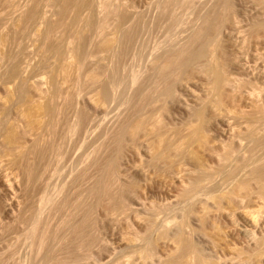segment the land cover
<instances>
[{
    "label": "rangeland",
    "instance_id": "374dc122",
    "mask_svg": "<svg viewBox=\"0 0 264 264\" xmlns=\"http://www.w3.org/2000/svg\"><path fill=\"white\" fill-rule=\"evenodd\" d=\"M26 1L27 0H22L23 3L19 2V4L22 6L26 4ZM50 1H53L54 5ZM50 1V6L48 5L49 7L44 10L45 18L47 15V18L49 19L48 21L47 18L43 20L45 21V24L51 22V20L58 19L57 8L59 9L60 6L58 5H61V3L63 2H60L59 0ZM95 1L96 0H75L74 7H71L73 11L71 10L70 13L73 14V16H69L73 18L74 22L72 20V24L76 25V30H79L80 32L86 30V32L88 33L89 29H85L87 28V26H85L84 24L85 22L87 24L88 20H90V18L87 19L89 15L91 17V15L96 13V7L93 4L95 3L96 5ZM150 1L151 2H149V0H119V3L122 5V7H124V9H127L129 14L132 11L134 12V15L130 14L132 17L131 20L135 16L136 18L138 16V18L141 20L142 14L146 17L145 18L144 16H142V21L144 19L143 22L138 18V20L136 18L135 20L133 19L134 21L137 20L140 23L138 24V26L140 25L138 29L140 30L141 28L137 35V38L134 40V44L132 43L134 48L138 46V48L136 49H140L139 51L136 50L137 52H139V54L136 55L137 52L135 51V49L133 47L132 49L130 48L133 52L132 54L131 50L129 51L131 55H129L128 57L131 61L127 57V62H125V60L123 62L124 67L123 64H121V66L119 67L120 70H124L123 73L125 75H123V73H121L122 71L120 70V73L118 72V78L120 80L119 82L122 84V80H124L123 77H126L127 72L130 75L129 71L131 69L132 73L136 72L133 73L134 75L132 74L135 79L133 77L132 79L127 74L128 76L126 78H130L132 82L129 81L130 79H125L128 81H125L124 85L126 83H130L131 85H125L127 87L126 88L124 85H120V83L119 86L116 84L112 95L114 94L116 96L118 94L119 96L120 91L125 88L124 93L126 92L125 95L127 96L123 94L122 90L121 93L123 95L121 94L122 97H120V95L119 99L117 98L118 96H116L117 99H114V101L116 102H114L115 104L112 103L109 105L105 102L98 103L97 100L100 94V89L93 87L87 88L85 90L86 92L83 91L84 93H81V96L79 95L80 98L78 97V100L73 105L65 109L64 116L66 115L67 117H70L72 116L73 111L81 110L89 118L87 123H85V126L80 128V133H77V135H75L73 138L74 141H76L74 143L78 144V146L81 148H78L77 145L75 147L73 143L71 144L76 149L71 148L70 144V146L66 147V152L67 149L70 148V153H65L64 156H61L60 160L57 163L52 164L48 168V173H46L47 175H45V177L47 176V180H44L45 184L43 183L44 186H41V191H39L38 186L37 189H35L36 187L30 189L28 188L29 186L27 183V177L22 169L23 163L18 159V152L20 149H27L31 147L35 138H48L47 126L51 119L49 108L51 106H57V108L60 106L58 102H56V106L53 103L56 100H59L57 96L58 93H56V91L58 90L60 80L64 76V72L59 69L62 62V55L59 50H57L54 54H52L53 52H48L49 57L46 56L45 58H50L51 60L49 62H47L48 59L45 61V58L43 57L47 54L42 56V53L44 54V52H42L43 42L41 31H43L47 26V24L45 25L43 24V22L41 23L44 26L41 23V25L38 24L39 27L43 26L42 28L40 27L42 29L41 31L39 27L37 31L34 30V26H30L28 28L30 36L34 34L35 31L41 32H38L41 34V36L39 35L40 39L38 38V34L37 36H35L36 34L34 35V44L32 41H27V39L25 38H22L24 40L23 41L21 39L22 36L20 37L21 34H19L18 39H16L17 24L13 25L14 21L16 22V19L14 20L13 18L5 23V21L7 20L2 17V15L6 14L4 13V11L6 12V10L5 8L1 7V9H4H0L1 12L3 11V13L0 12L1 17L5 19H2V21L5 23V26L3 23H1L3 25L0 24V35H2V37L0 36V56H2V58L0 57L1 264H31L33 259H39V257H42L47 253V248L45 246H40L37 243V234H34V231L33 234L28 233L26 229H24L28 224L24 223L25 227H22L20 224L23 223H20L18 219H16L17 221L15 220V218L18 217L16 214L20 210H22L21 208L25 207L24 204L26 203V201H30V199L28 198H32V195H35L36 193L38 194L36 195L38 196V198L35 197L36 200L34 201L33 197V199H31L33 201L27 202L26 206L31 202H34L36 205L41 204V206H43V210L40 213L39 218L44 220V225H47L50 221V219H46L49 215V208L53 205V203L56 205L63 192L66 193L70 190L78 188L80 184L83 188L90 187L93 183L94 178L96 177L95 175L98 169V166L96 168V164L94 163L95 159H98V155L96 156V153L95 155L91 153L93 152L91 151L92 148L97 142V144L103 146L104 144H107V148L105 149L107 154H105L106 152H103L101 157V152L99 154V160L104 161V159L109 160L110 158H116L114 164H111L109 166L108 171V180L111 179L112 191L105 197L94 198L95 206L92 213V227L89 235V245L81 246L82 243L78 242L76 239L73 241V245L70 246H49L53 249L54 255H56L59 260L74 261L77 259L76 262L78 264H196V253L194 251L197 250L196 252L200 254V257H203L202 259H204L205 264H264V193L262 192L264 191V189H258V187L254 185L251 178V172L264 163V95H262L264 93V49H262L264 48V40H261L263 41V43L261 42L262 44L259 41L258 44L255 45L257 47L253 45L255 44V42H249V48L247 46L248 49L245 47L243 51L239 48L241 50L240 51L238 49V43L235 42L238 41V39L231 36L229 21L227 23V19H224L225 21L223 20V25L225 26H222V32L220 33L221 36L219 35V41H221V44L224 48V57H222V59L225 64V71L228 75L231 76V78H234L236 83L238 82L240 84V87L242 86L240 91L237 89L236 91H234L235 94L230 90L225 89L224 92L228 93L229 97L233 96V99L231 97L230 99L228 96H226L227 94L224 93L223 96L226 97H223V105H217L219 96L215 91L210 89L208 85L207 73L199 68V65L203 64V62L201 61H206L205 59H207L206 53H201L202 55L200 54L199 56L193 55L194 58L193 56H190L189 59L193 58L194 60L197 59V61L195 62L193 59L188 60V64L190 63V61L194 63H190L186 71H177L171 76L172 91L170 90L171 92H169V95H155L152 103H143L145 107L142 104V106L144 107L143 110L141 107L142 111H139L140 113H136V116L138 115V118L134 116L130 118L132 115L129 113L132 107L129 108V106H132V102H136L137 98L136 90L134 89H137V85L141 83L140 80L144 77H141L142 74H149L146 76V78L151 75V71L149 69H151V63H154V61H152L151 59L155 61L156 59H162L161 57L164 56V51L166 53L174 52L175 49L176 51L177 48L179 49V46L182 47L184 45V42L188 43L190 41H188V38H191L192 34L195 33H192L191 30L195 31L196 29V31H198L201 28V26L203 25L202 22L206 16L205 14L212 8L211 4L213 2L215 3V1L213 0H204L205 3H203L204 1L199 0V2L201 1V3L198 5L197 3L199 2L195 0L197 1V6L195 7L194 1V5L191 4L190 6L192 9L189 7L191 11L189 9L187 10L186 7H182V9H186V13L184 12V9L183 11L181 7L178 6L177 8H180L181 10H178L176 8L177 11L175 9V15L176 12L179 14V11H181V18L180 14H177L179 18L177 23L175 22L176 24H173L172 22H170L173 26H171V24L167 22L168 25L171 26V29H169L168 27L169 32L171 31L170 34H167L169 33L165 27L167 26V24H164L167 19L162 21L165 18L162 19L159 15H157L158 17L154 16L155 14H157V11L152 6V2H156L158 0ZM227 1L228 3L232 1V4L230 3L232 7L228 3L227 7L231 11V13L235 12L232 13V15L235 14V16H233L236 21L239 19V24L241 26L243 24L245 28H247V24H249L256 16V10L255 8H253V4L249 2V0ZM148 2L152 4L150 5V7L147 6L149 5ZM55 3L57 6L55 5ZM151 7L152 9H150ZM90 8H92V10L94 11L90 10ZM148 8L150 10H148ZM153 9L156 12H153ZM253 9L255 10V13L253 12ZM7 10H9L8 7ZM195 10L197 11L196 13H194ZM45 11L47 14L45 13ZM136 11L138 14L136 13ZM226 15L224 17H227ZM252 16H254L253 19H251ZM155 17L158 19V21H160L158 24H164V26H157V22L155 25V23H153L157 20L155 19ZM79 18H82L84 22ZM85 19L87 20L85 21ZM181 19H183L182 22ZM69 20L71 19H67V21ZM76 20L77 22H82H80L79 24V22L76 23ZM115 20L116 19L110 20L111 22L113 21L112 24H110L112 25V27L117 24ZM187 20L188 22H185ZM145 21H147V25L145 24ZM200 21L201 23H199ZM189 22L191 24L190 26L188 25ZM82 23L85 27H83ZM77 24L78 26H80V28L77 27ZM188 26L192 27L193 29H185L189 28ZM73 27L75 28V26ZM159 27L160 29L163 28L165 31L159 30ZM178 29H181V31H178ZM155 30L157 32H155ZM89 32H91V35L89 36H94V31L91 30ZM5 33L8 34L6 35ZM63 33H66L63 35L67 36L64 41H68V39L71 40V34L68 31H64ZM160 33L162 34V36L160 35ZM171 33L175 34L176 36L171 35ZM180 33L185 38H183ZM179 34L181 35L184 42ZM177 35L179 36V40L177 39ZM139 36L140 38H138ZM145 37L149 40H146ZM36 38H38L37 42ZM2 40H4V46L1 42ZM77 40H79V38H76L74 40L75 43L73 44L78 46L81 45V40H79L76 44ZM171 40L172 45L170 42ZM9 41L14 44L9 43ZM139 41L141 42L139 43ZM143 41L144 43L142 44ZM163 42H165V44ZM173 42H176L175 44H178V47H176ZM180 42L181 44H179ZM17 43L18 46H16ZM135 43H139L140 45H137ZM161 43L162 45L164 44V46H162ZM259 43L262 48H260ZM25 44L26 48L24 47ZM63 45H65V43H63ZM154 46L158 48L156 51L154 50ZM6 47L8 48V52ZM160 47L162 49V55L160 52ZM162 47L166 48L163 49ZM174 47V51H171L169 49ZM142 48H144L145 51L142 50ZM253 48H255V50ZM9 49H11V51ZM79 49H76L77 52H79ZM168 49L170 51H168ZM151 50H153L154 53ZM244 50H246V52H244ZM18 51L22 52L23 54ZM256 51L259 53L257 54ZM260 51L262 52L260 53ZM9 53H11L12 55H10ZM159 53L161 56L159 55ZM14 54H16V58L13 59ZM17 54H20L18 56H21L19 57V59H22V57H24L25 59L31 58L32 60L30 59L29 61H27V59L24 60V58L22 60H24L23 62L27 61V64L31 63L34 66L33 68H28V65L24 63L28 68L25 69V72L28 73V70H31L29 71L30 73L25 74L26 76H24L22 79L17 78L8 80L6 79V67L8 65L7 63H11L15 59L17 60ZM50 55L51 57H53L51 58ZM101 55H103V53H101ZM155 55L157 56V58ZM257 55L261 57L258 58ZM4 56H8L5 58L7 61L3 60ZM41 56L43 58L39 59V57ZM106 56H102L104 59L103 62L105 65L107 64L108 68H111L113 64H116V59L110 56H107L109 57L107 58ZM137 56L141 59L136 58ZM153 56H155L156 59H154ZM202 56H204L205 58L202 59ZM197 57H199L201 60ZM73 58L71 57V60ZM75 59L76 57L73 59V61H75ZM105 59L107 63H105ZM110 59H113L114 61L111 60V63ZM42 60L47 63L43 64ZM198 60L201 63H199ZM4 61L6 64L2 63ZM197 62L199 64H197ZM130 64L133 66H131ZM127 65H129V68H127ZM130 66L133 68H130ZM138 68L141 71H139ZM128 69L130 70L128 71ZM137 74L138 76H135ZM137 77H139V80ZM144 78L142 79V82L144 81ZM138 81H140L139 84L135 83ZM134 84L136 85V87ZM132 85L133 87H130ZM35 86H40V88L43 89L41 90L45 92V94L43 93L44 97L43 95L41 97L36 95V93L34 92ZM118 89H120L119 93L117 91ZM252 90H254L256 93L260 92L258 98V104L260 105L257 106H259L260 108L263 107L261 108L262 110L259 111L261 113L257 111L259 107L256 108L254 106L257 110H255V108L253 109V105H251L249 103V99H247V92H250ZM237 91H239L240 93H238ZM234 96L236 97L234 98ZM129 97L131 98L129 99ZM46 98H48L49 103L46 101ZM133 98L135 100H133ZM116 100H118L119 102ZM123 100L125 101L123 102ZM110 106H113L112 108H115L113 110V112L115 111V114L113 113L114 115L110 113ZM63 108H65V106L60 109ZM40 109L45 111L42 115L40 113ZM254 110L257 115H255V120L257 119V121H254L253 127L252 125H249L247 117H250V114H252ZM197 111H200L198 112V115L201 113V116L199 118L196 115ZM105 115H111L112 118H110V116L106 117ZM128 115L131 116L127 117ZM246 115L247 117H245ZM60 116H62V114H60ZM149 117L155 121L156 126L159 127L161 132L165 133V138L172 143H175L179 140L185 143L187 141L186 139L189 130L196 127H199L202 132V134H200L201 137L199 135L201 139L190 141V144L186 143L185 153L181 158H178L176 155L171 153V155H169L166 160H153L155 151L150 149V146L154 143V137L149 132V126H145V123L143 124V121ZM101 119H103V121L105 119V123H102ZM124 120H127L126 126L129 128V130L125 132L121 144L118 148L113 139L115 130L114 128H116V125L123 122ZM63 124L64 122L62 119L57 122V126L59 127H62ZM252 127L254 128V130ZM253 131L255 132L254 134ZM233 133H235V136L232 135ZM10 134H13L15 136L14 139H10ZM79 134L80 137L82 136L84 138L85 141H83V143H86V147L83 146L84 144L81 145L82 141L80 140H83V138L81 137L80 139ZM88 136L90 139L87 138ZM104 140L105 142H103ZM225 145H230V151H232V153L229 151L231 155L229 154L228 158L230 160L228 159V161H224V159L222 160L221 157H218V153H220V151H223L222 146L225 147ZM88 146H90L89 151L91 152L87 151ZM84 148H87V150H85ZM161 150L162 145L159 146L157 151L160 152ZM71 151H73L74 153H72ZM87 152L88 154L91 153L89 155H93L94 157L89 156ZM261 153L263 156L261 155ZM85 154H87V157ZM90 157H92V159H90ZM77 158L80 160H78ZM76 159L78 160V163H76ZM99 160H97V163ZM30 161H32L34 167L39 165V162L35 159L34 156H32V160ZM91 161H93V164ZM199 165L201 166L200 172L206 175L201 174L202 179L194 184L198 175V173L196 172V166L199 167ZM67 167L69 168V170L67 169ZM73 167L74 169H72ZM79 168L83 169V171L84 168L86 169L84 171L85 176L83 174V176L80 177L82 179H80L79 177L75 179L76 173L78 174L79 172L76 171L80 170ZM202 168L203 170L205 169V172L202 170ZM208 173L210 174L207 175ZM223 176L227 177L225 178ZM51 177L56 181L50 179ZM60 180L63 181L61 182ZM244 180L249 181L252 189L249 192L240 191L237 195L229 198L227 194L228 191L232 190L235 185L237 186ZM48 181H51V183H49ZM62 184L63 186H61ZM46 185H50L51 188L47 187ZM51 185H53V187ZM43 187L45 188L43 190L45 196L42 192ZM28 190H32V193ZM35 190L37 192H35ZM260 190L262 191L260 192ZM41 192L43 193L42 195ZM58 193L59 195L61 193L60 197ZM25 194L31 195H28L27 198V195ZM47 196L49 197V200L46 201L45 198L48 199ZM44 200L46 201V203ZM34 203H32V207L35 205ZM49 204L50 206H48ZM13 215H16L17 217ZM58 217L60 218L59 215L56 218ZM56 218L53 219V221L57 220ZM15 221L17 224L15 223ZM18 222L20 224H18ZM53 224L54 222L52 223V226L56 227L58 224V220L57 222H55V226ZM75 224L76 220H74L73 227L75 226ZM6 227H8V230L6 229ZM179 228L183 231L184 238H186V240H189L191 246H193L192 249L188 248V246H181L178 241H175V233ZM63 232L64 230H62L60 233L63 234ZM65 233H67L70 237H76V234L73 231H70L68 233L65 230ZM255 242H258L259 246H254ZM44 260L45 262H42L41 264H46V261H48L49 259L46 258Z\"/></svg>",
    "mask_w": 264,
    "mask_h": 264
},
{
    "label": "bare ground",
    "instance_id": "6f19581e",
    "mask_svg": "<svg viewBox=\"0 0 264 264\" xmlns=\"http://www.w3.org/2000/svg\"><path fill=\"white\" fill-rule=\"evenodd\" d=\"M49 1L50 0H27L26 1V4H24V5L21 6L19 4V2L23 3L22 0L21 1L20 0L19 1L18 0H0V9H1V7H3L6 10V12L4 11V13H6V14H3L2 15V17H4L7 20V21H5V23H7L9 20H11L13 18H14V20L16 19V22L17 23L14 21V24H13V25H16L17 24L16 25L17 26V28H16V31H17V33H16L17 34L16 39H18L19 34H21L20 35V37L22 36L21 39L22 38H25V39H27V41L28 40L29 41H32L33 44H34V42H35L34 41V39H35L34 38V35L36 34L35 36H37V34H38V38L40 39L39 35L41 36L40 33L42 32V42H43L42 52H44V54L42 53V56L45 55V54H47V55H45L43 57L44 58L46 56L49 57L48 52L49 53H52L53 52L52 54H54L57 50H59L61 52V55H62V62L60 64L59 69L62 72H64V76L60 80V83H59V86H58V90L56 91V93H58L57 96H58L59 100H56L53 103L56 106V102H58V104H60V106L58 108H57V106L56 107L51 106L49 108V112H50V115H51V119H50V122H49V124L47 126L48 138H37V139L35 138L31 147H29L27 149H20L19 152H18V159H19L20 162L23 163V166H22L23 168L22 169H23V171H24V173H25V175L27 177V183H28V186H29L28 188L30 189V188H35L36 187L35 189H37V186H38L39 191H41L40 190L41 186H44L43 185L44 180L45 179L47 180V178H46L47 176L45 177V175H47L46 173H48L47 172L48 171V168L52 164L57 163L60 160L61 156H64L65 153H68V152L70 153V150H69L70 148L67 149V152H66V147H68L70 145H71V148H74L73 145H75V147H76V145L78 146V144H75L74 143L76 141H74L73 138H74L75 135H77V133H80V128L84 127L85 126V123H87V121L89 120L88 116H86L81 110H75V111H73L72 116H70V117H67L66 115L64 116L65 109L67 107L73 105L78 100L77 98L79 97V95L81 93H84L83 91H85L87 88H93V87L99 88L100 89V94H99V97H98L97 102L98 103L105 102V103H108L109 105L115 102L114 99H117V98L119 99V96L122 94L121 93L122 90H123V94L124 95L126 94V92L124 93V89H125L124 88V89H122L120 91L119 96L116 93L117 94L116 96H118L117 98H116V96L114 94H113L114 96L112 95V93L114 92L113 90L115 89L116 84L119 86V83H120L119 82L120 80L118 78V75H119L118 72L120 70L119 67L121 66V64H123L124 60H125V62H127V60H126L127 57L129 55H131V53L129 51L133 47L132 43L134 44V42H135L134 40L137 38V35H138L139 31L141 30V28H140V30L138 29V27H140V25L138 26V24H140V23L137 21L139 19L138 16H137L138 19L136 18V16L133 17L134 20H135V18L137 19L136 21H134L133 19L131 20L132 17H131L130 14H133L134 15V12L132 11L129 14V12L127 11V9H124V7H122V5L119 3V0H96L95 1L96 2V5H95V3H93L94 1L92 2L94 4V6L96 7V9L94 8L95 11H96V13L93 12L95 15L93 13H91L93 15H91V17L89 15V17L87 18V19L90 18V20H88L87 24H86V22L84 24L85 26H87V28H85V29H89L88 30V33H90V34H88L85 29H84L85 31L82 30L83 32H80L79 30H76V25L75 24L74 25L72 24L73 18H71L69 16V15L73 16V14H70V13H71V10L73 11L72 8L74 7L75 0H59L60 2L61 1H63V2L61 3V5H58V6H60L59 9L57 8L58 19H56V20H51L50 19L51 22L46 23L47 26L45 27V29L43 30L44 32H43V31H41L42 30L41 28L44 26L43 24H45L44 23L45 21H43V20L47 18V15H46V18H45L44 10L47 9V7L50 6V4H49L50 2H52V4L54 5L53 1H50V2ZM194 1L195 0H158L156 2H152V4H153L152 5V4L149 3V2H151L149 0V2H148L149 5H147V6L150 7V5H152L156 9L157 14H155L154 16L159 15L162 19L165 18L162 21H164L166 19L169 20V21L166 20V22H164V24H167V26H165V27H166V29L169 32V29H171L170 27L173 26L170 22H172L173 24H176L177 21L179 20V18L177 16V14H178L177 12H176V15H175V9L179 6V7H181V9H182V7H184V8L186 7V9L188 10L189 7L191 6V4H193ZM197 1L199 2V0H197ZM197 1L194 2L195 3V7L197 6V4L199 5L201 3V1H200L199 3L196 4ZM202 1H204V0H202ZM213 1H215V3ZM213 1L212 2L214 4L213 3L211 4V7L212 8L210 10H208V12H207L208 14L207 13L205 14L206 16H205V18H204V20L202 22L203 25L201 26V24H200L201 28L199 30L197 29L198 31H196V29H195V31L191 30L193 28L192 27H189L191 25L190 22H189V24L187 23L189 25L188 26L189 28H185L187 25L184 27L187 30L191 28L190 30L192 31V33L195 32L194 34H192L191 38H188V41L190 40L188 43L187 42H184V40L182 39L183 35L180 33L182 35V37H181L180 34L179 35H180L181 39L183 40L184 43L183 42L182 43L184 45L182 47L179 46V49L177 48V51H176L175 47L174 48H169L171 51H174V49H175L174 52L166 53L164 51V53H166V54L163 53L164 56L161 57L162 59H159V60L156 59L157 56H158V54H157V56L155 55L156 58H155V56H153L154 59H156V61L153 60V59H151L152 61H154V63H151L152 66H150L148 64L151 67V69L153 67V69H152L153 72H152L151 69H149L151 71V73L149 72L151 75L148 76L147 78H146V76L149 75V74H146V75L144 74L143 75L141 73L142 76L139 74L141 77L144 76L146 79L143 77L144 78V81L142 82V79L143 78H141V80H140L141 83L140 84H139L140 81L135 82V83H138L139 84V85H137V89H134V90H136V97L137 98H136V102L134 101L135 103L132 102L133 103L132 106L129 104L130 105L129 108L132 107L129 114H131L132 116L131 115H128L127 117H129V116H131L130 118H132L133 116L134 117H137L138 115L136 116V113H140L143 110V108L145 107L143 103H145V104H148V102L149 103H152L153 100H154V98H155V95L156 96L169 95V92L172 91L171 90V88H172L171 76L174 73H176L177 71L178 72H180V71H186L187 68H188V65L190 63H192V64L194 63V62L190 61V63L188 64V62H189L188 60H192L194 58L193 55H198L199 56L201 53L202 54L203 53L204 54L206 53V55H207L206 58L207 59H205L206 61H201V62H203V64H200L199 65V68L202 69L203 71H205L207 73V76H208V85H209L210 89H212L213 91H215L218 94V96H219V100L217 101V105H220L221 106V104L223 102V97H226V96L229 97L228 93H225L224 92L225 89H228V90H230L233 93H234V91H236V89L240 91V89H241L242 86L240 87V84L238 82L236 83V81L234 80V78H231V76L228 75L226 73V71H225V64H224L223 59H222V57H224V48H223V46L221 44V41H219V37L221 36L220 33L222 32L221 31L222 30V26H225V25H223V22L227 19L226 22L228 23V21H229V24L230 25L229 24L228 25L231 28L230 29L231 31L229 30L231 32V36H233L236 39H238V41H235L239 45L238 49L240 48L243 51V49L245 47L247 48V46H248V48H249V45H248L249 42H253V43L255 42V44H253L254 46L256 44H258L259 41H260V43L261 42L263 43V41H261V40H264V0H249V2H251L253 4V8H255V10H256V13H255V10L253 9L254 10L253 12L256 14V16H255V18H254V16H252L251 19H253V18L254 19L249 24H247L248 25V26H246L247 28H245V26L243 24H242V26L239 24V21H240L239 19H238L239 21L238 20L236 21V19L234 18L235 14H233L234 16L232 15V13H235V12H232L231 13V11L227 7V3H228L227 0H213ZM231 2L232 1H230V3ZM203 3H205V1ZM230 3H228V4H230ZM58 4H59V2H58ZM55 5H56V3H55ZM7 7L9 8V10H7ZM231 7H232V5H231ZM3 8L1 10H4ZM92 8H90V10H92ZM55 9H56V7H55ZM150 9H152V7ZM150 9L148 8V10H150ZM177 9L178 10H181L180 8H177ZM177 9H176V11H177ZM186 9H184L185 11L183 10L185 13L187 12ZM1 10H0V12H1ZM92 11H94V10H92ZM156 11H154V9H153V12H156ZM151 12H152V10H151ZM179 12H180L179 14H180V18H181V11H179ZM196 12L197 11L195 10L194 13H196ZM1 13H3V11ZM1 13H0V24L3 23L4 26H5V23L2 21V19H4V18L1 17ZM45 13H46V11H45ZM136 13H137V11H136ZM226 13H227V15H226ZM189 15H191V14H189ZM225 15L227 17H224ZM142 16H144V15L142 14ZM142 16H141V20L139 19L140 21H142V18H143ZM184 17H185V15H184ZM82 18L81 19L79 18V19L84 22V20H83L84 18L83 19ZM244 18H245V16H244ZM67 19H71V20L67 21ZM87 19H85V21ZM111 19H113V20L116 19L115 21L117 22V24L115 23L116 25L114 27H112V25H110L113 22V21L112 22L110 21ZM155 19H157V18L155 17ZM48 20L49 19L47 18V21ZM182 20L183 19H181V22H182ZM82 21H80V22H82ZM143 21H144V19H143ZM41 22H43V24ZM73 22H74V20H73ZM78 22L76 20V23H78ZM80 22H79V24H80ZM156 22H157V26L160 25V24H158L160 22V21H158V19L155 22H153V23H155V25H156ZM167 22L169 24H171V26L168 25ZM185 22H188V20L185 21ZM40 23L43 25V26H40L41 28L38 26V24H40ZM126 23H128V24H126ZM146 23H147V21H145V24ZM193 23H194V21H193ZM193 23H192V26H193ZM199 23H201V21ZM3 24H1V25H3ZM164 24L163 25H160V27L161 26H164ZM180 24H185V23H180ZM82 25H83V23H82ZM84 25H83V27H85ZM30 26H34V30H36V31H37V29L39 27L41 32L38 31V32H40V33H38V32L35 31L34 34H32L30 36L29 35V32H28V28ZM73 26H75V28ZM180 26H182V25H180ZM77 27L80 28V26H78V24H77ZM160 27H159V30H164L163 28L160 29ZM168 27H169V29H168ZM155 28H156V26H155ZM184 28H182V29H184ZM157 29H158V27H157ZM174 29H176V28H174ZM91 30L94 31V33H93L94 36H92V37L89 36V35H91V32H89ZM142 30H144V29H142ZM173 30H172V32H173ZM64 31L65 32L68 31L71 34V38L69 37L71 40H69L67 38L68 41L67 40L64 41V39H66V37H67V36L63 35V34H66V33H63ZM178 31H181V29L180 30L178 29ZM155 32H157V31L155 30ZM170 32L169 33L166 32V33L167 34H170ZM182 32H183V30H182ZM13 35H15V34H13ZM141 35H142V33H141ZM160 35L162 36L161 33H160ZM171 35H175V34H172L171 33ZM0 36L2 37V35H0ZM140 36L138 38H140ZM8 37H10V36H8ZM75 37L77 39L79 38V40H81V42H80L81 45H79L80 46V49H79V46L78 45L73 44V43H75V41H74L76 39ZM178 37L179 36L177 35V39L179 40ZM38 38H36V42H37V39ZM183 38H185V37H183ZM79 40H77L76 44L78 43ZM146 40H149V39L146 38ZM3 41L4 40L1 41L2 44L4 43ZM12 41H13V38H12ZM140 42L141 41H139V43ZM170 42H171V45H172V40ZM9 43H11V42L9 41ZM63 43H65V45H63ZM139 43L138 44L135 43V44L140 45ZM143 43H144V41L142 42V44ZM163 43L165 44V42H163ZM175 43L176 42H173L174 45H176ZM260 43H259V45H260ZM11 44H14V43H11ZM30 44H31V42H30ZM164 44L162 45V43H161L162 46H164ZM179 44H181V42ZM155 45H159V44H155ZM177 45H176V47H178ZM250 45H251V43H250ZM263 45H264V43H263ZM3 46H4V44H3ZM16 46H18V43H17ZM25 46H26V44L24 45V47ZM62 46H64V47H62ZM76 46H78V47H76ZM254 46H251V47H254ZM116 47H117V49H116ZM255 47H257V46H255ZM3 48H5V47H3ZM3 48H1V49H3ZM136 48H138V46ZM136 48H134L135 51L137 50ZM155 48H154V50L156 51L158 48H156V49ZM162 48L164 49L166 47H162ZM260 48H262L261 45H260ZM76 49H79V52H77ZM160 49H161V47H160ZM169 49H168V51H170ZM253 49L255 50V48H253ZM262 49H264V48H262ZM9 50L11 51V49H9ZM139 50H137V51H139ZM142 50H144V48H142ZM259 50H261V49H259ZM16 51H17V49H16ZM20 51H18V52H20ZM94 51H96V52H94ZM151 51L153 52V50H151ZM7 52H8V48H7ZM45 52H47V53H45ZM131 52H132V50H131ZM160 52H161V55H162V49L160 50ZM244 52H246V50H244ZM261 52L262 51H260V53ZM20 53H22V52H20ZM31 53H32V51H31ZM101 53H103V55H101ZM256 53L258 54L259 52L256 51ZM9 54L12 55L11 53H9ZM95 54H97V55H95ZM132 54H133V52H132ZM138 54H139V52H137L136 55H138ZM15 55L16 54H14V56ZM18 55H20V54H17V56ZM106 55L107 56H110V57H114L116 59V61H115L116 64L115 65L113 64L114 67L112 65L111 68H108L107 67V64L106 65L104 64L103 57L106 56ZM159 55H160V53H159ZM259 55H257L258 58L261 57ZM14 56H13V59L16 58V56L15 57ZM30 56H32V55H30ZM42 56L39 57V59L40 58L42 59L43 58ZM132 56H134V55H132ZM151 56H152V54H151ZM190 56H193V58L192 59H189ZM0 57L2 58V56H0ZM6 57H8V56H6ZM6 57L4 56L3 60L7 61L5 59ZM19 57H21V56H18L17 60L15 59L11 63L9 62L11 60V57H10V60L8 61L9 63H7L8 64L7 65L8 68L6 67V69H7V71H6V79H8V80L9 79H17V78L18 79H22L24 76H26L25 74H29L30 73L29 71H31V70H28V73L25 72V69L27 68V65H28V68L29 67H32L33 68L34 65H32L30 62H29L30 64H27V61H29L31 58L30 59L26 58L27 61L26 62H23L26 59L24 57H22V59L24 58V60H22V59H19ZM50 57H51V55H50ZM71 57L72 58L73 57L74 58L76 57L75 61H73L74 58L71 60ZM107 58H109V57H107ZM136 58H138V56ZM197 58H199V57H197ZM201 58L203 59L205 57L202 56ZM47 59L48 58H45V61ZM113 59H110V62H111V60L112 61L115 60V59L114 60ZM128 59H129V57H128ZM50 60L51 59L49 58L47 60V62H49ZM5 61L2 62V63H5ZM45 61L42 60V63L43 64H46L47 62H45ZM194 61L196 62L197 59H195ZM134 62H133V64H134ZM198 62H199V60H198ZM198 62H197V64L201 63V62H199V63ZM24 63H26L27 65L24 64ZM105 63H107L106 59H105ZM0 64H1V62H0ZM108 66H109V64H108ZM131 66H133V65H131ZM131 66H130V68H133ZM191 66H193V65H191ZM4 67H5V65H4ZM123 67H124V64H123ZM127 68H129V65H127ZM127 68H126V71H127ZM129 70L130 69H128V71ZM138 70H139V68H138ZM120 71H122V70H120ZM139 71H141V70H139ZM123 72H124V70L121 73H123ZM129 72H130V75H132L133 73H136V72H133L132 73V69ZM23 73H24V75H23ZM127 74H128V72H127ZM127 74H126V77L129 75V74L128 75ZM123 75H125V74L123 73ZM130 75H129V77H131V78L133 77L134 78V76H133L134 74L132 76H130ZM135 76H138V74L135 75ZM126 77L125 76L123 77V79H124V80H122L123 81V84L120 83V85L122 84V86H123L124 83H125V81H128L130 79V78L128 79ZM139 77H137L138 80H139ZM125 79H128V80H125ZM129 81L132 82L131 79ZM128 84H130V83H126L125 85L127 86ZM130 87H133V85L130 86ZM135 87H136V85H135ZM41 89L42 88H40V86H35V88H34V92L39 97H41L43 95V93L45 94V92L42 91L43 89L42 90ZM120 89H121V87H120ZM120 89L117 90L118 93H119V90ZM239 91H237V92L240 93ZM224 93L227 94V95L226 96H223ZM259 93L260 92L256 93L254 90H252L250 92H247V94H248V98L247 99H249V103L251 105H253L252 106L253 109L255 107L258 108L259 106H257V105H260V104H258L259 103V99H258L259 98ZM130 94H132V93H130ZM83 95H85V94H83ZM122 95L120 97H122ZM262 95H264V93ZM125 96H127V95H125ZM43 97H44V95H43ZM230 97L233 99V96H230ZM235 97L236 96H234V98ZM130 98L131 97H129V99ZM123 99H124V96H123ZM133 100H135V99L133 98ZM46 101L49 103L48 98H46ZM116 101H118V100H116ZM124 101L125 100H123V102ZM142 104H143L144 107L142 106ZM64 106H65V108L60 109V108H62ZM112 107L110 106V108H111L110 113L113 114L115 112V111L113 112V110L115 108H112ZM141 107H142V110H141ZM256 108H255V110H257ZM261 108H263V107H261ZM261 108L259 107L257 111L259 112L260 110H262ZM126 109H127V107H126ZM255 110H254V112L251 111L252 114H250V117H247V115L245 116V117L248 118L247 120H248L249 125H252V126L254 125L253 124L254 121L255 122L257 121V119L255 120V115H256ZM124 111H125V109H124ZM44 112H45L44 110L40 109L41 115ZM198 112H200V111H197L196 112V115L199 118L201 116L200 115L201 113L198 115ZM253 113H255V114H253ZM259 113H261V112H259ZM60 114H62V116H60ZM109 116H110V118H112L111 115H109ZM109 116H106V117H109ZM106 117H103V118H106ZM60 119H62L63 122H64V124H63L62 127L57 126V122ZM101 121L103 123L105 121V119H104V121H103V119H101ZM110 121H111V119H110ZM126 122H127V120H124L123 122L117 124L116 125V128H114L115 130H114V134H113L114 135L113 136V139H114V142H115V144L117 145L118 148H119V146L121 144V141H122V138H123L125 132L127 130H129V128L126 126ZM143 124L145 126H149V128H148L149 129V132L154 137V143L151 144V146H150V149H152V150L155 151L153 160H158V161L159 160H166L169 157V155H171V153H173L174 155H176L178 158H181L182 156H184L185 149H186V147H185V144L186 143L188 144L190 141H194L195 139H197V140L198 139H201L200 138L201 137L200 134H202V132H201V130H200L199 127H196V128H192V129L189 130V133H188V136H187V139H186L187 141L185 143L183 141H181V140H179V141H177L175 143H172V142H170L169 140H167L165 138V133L164 132H161V130L159 129V127L156 126L155 121L152 118H150V117L147 118L146 120L143 121ZM105 125H107V124H105ZM248 130H250V129H248ZM253 130H254V128H253ZM260 130H262V129H260ZM11 133H13V132H11ZM254 133L255 132L253 131V134ZM234 134L235 133H233L232 135H234ZM250 134H252V133H250ZM199 135H200V137H199ZM102 136H103V133H102ZM236 136H237V134H236ZM14 137L15 136L13 134H10V139H14ZM81 137H80V134H79V138L80 139H81ZM87 138H89V136ZM80 141H82V143H81V145H82V144H84L83 141H85V140L83 138V140H80ZM94 142H97V141H94ZM94 142H92V143H94ZM103 142H105V140ZM195 142H197V141H195ZM261 142H262V140H261ZM71 143H73V145ZM92 143H91V146H92ZM85 144L83 146H85ZM96 144H95V146L93 145L94 147L91 150L94 153L91 152V151H89L90 146H88V150H87V148L86 149L84 148V149L87 150V151H89V152H91L94 155L96 153V156L98 155V157H97L98 159L97 160H99L100 155L102 157L103 152H106L105 149L107 148V144L106 145L104 144V146L103 145H100V144H97V145ZM198 144H200V143H198ZM161 145H162V150L160 152H158L157 150H158L159 146H161ZM222 147H223V149H222L223 151L222 152L220 151V153H218V157L219 158L221 157L222 160L224 159V161H228L229 154H230V152L232 153V151H230L231 147H230V145H225V147L224 146H222ZM78 148H81V147L78 146ZM74 149H76V148H74ZM73 151H71V152L74 153ZM91 153H89V154H91ZM215 153H217V152H215ZM87 154H88V152H87ZM87 154H85L86 157H87ZM105 154H107V152ZM261 155H262V153H261ZM32 156H34L35 159L39 162V165L35 166L36 168L34 167L32 161H30V160H32ZM89 156H93V155H89ZM66 157H68V156H66ZM77 159H76V163H78V160H80V159H78V160ZM90 159H92V157H90ZM115 159L116 158H110L109 160L104 159V161L99 160L100 162L98 161V163H97V160L96 159H95V161L93 160L94 163L96 164V168L98 166V169H97V173L95 175L96 177L94 178L93 183L91 184V186L88 187V188H83L81 186V184H80V186H78V188H75L73 190H70V191H68L66 193H64L62 191L63 194H62L61 198L59 199V201L58 200H57L58 202L56 201L57 202L56 205L53 203L52 206H54V207H52V206L50 208L48 207L49 208V215H48V218H46V219H50V221H49V223L47 225H44L43 224L44 223V220L39 218V215H40V213L43 210L42 209L43 206H41V204L36 205L34 202H31L30 204H28L26 206V203L27 202L33 201V200H31V199H33V197H34V201H35L36 200L35 197L38 198V196H36L38 194L35 193V195H32V198H28V195L29 194L28 195L25 194V195H27L26 197L28 199H30V201H26V203L24 204L25 205L24 208H21L22 206L20 207L22 210H20V211L18 210L19 212L17 211L19 213V214L18 213L16 214L18 217L16 215H13V216L17 217V218H15V220L18 219V221L20 223H23V224H20L18 222V224H20L22 227H25V224L24 223H27L28 225L24 229H26V231L28 233H32V234H33V231H34V234H37V236H36L37 243L40 246H45L47 248V253L44 256L39 257V259L38 258L35 259V260L33 259V261H32L31 264H41L42 262H45L44 259H46V258L49 259L48 261H46V264H78L76 262L77 259L74 260V261H72V260H70V261H68V260L61 261V260H59L56 257V255H54L53 249L50 248L49 246H70V245H73V241L76 240V239H77L78 242L82 243L81 246H87V245H89V243H90L89 235H90V230H91V227H92V213H93L94 206H95L94 198L105 197V196H107V195H109L111 193V191H112V185H111V179L108 180V171H109V166L111 164H114ZM93 161H91L92 164H93ZM79 162H82V161H79ZM74 163H75V161H74ZM222 163H220V164H222ZM84 166H86V165H84ZM74 167L72 169H74ZM196 167H197L196 168V172L198 173V175H197V179L195 180L194 184H196L200 179H202V175L201 174H203V173L200 172L201 166L199 165V167L198 166H196ZM69 168H70V166H69ZM69 168L67 167L68 170H69ZM64 170H66V169H64ZM85 170L86 169L84 168V171ZM202 170H203V168H202ZM84 171H83V169L77 170L76 172H78V174L76 173L75 179L77 177H79V178L82 177L83 174H84ZM207 171H206V173H207ZM60 173H62V172H60ZM73 174H75V173H73ZM209 174L210 173H208L207 175H209ZM203 175H206V174H203ZM251 175H252L251 178L253 180L254 185L256 187H258V189L259 188L260 189H264V163L262 165H260L259 167L255 168L251 172ZM73 176H75V175H73ZM84 176H85V174H84ZM223 177H225V176H223ZM50 179H52V177ZM80 179H82V178H80ZM52 180H54V178ZM51 181L50 182L48 181V182L51 183ZM54 181H56V180H54ZM51 186L53 187V185H51ZM61 186H63V184ZM235 186L233 187L232 190H229L228 191L227 194H228V197L229 198L233 197L234 195H237L238 192H240V191L249 192L252 189L251 188V184L247 180L246 181L244 180L243 182H240V184H238L236 187ZM47 187L51 188L50 185L47 186ZM76 187H77V185H76ZM65 188H66V186H65ZM44 189L45 188L43 187L42 192H43ZM31 191L32 190H30L29 192H31ZM261 191L262 190H260V192ZM35 192H37V191L35 190ZM42 192H41V195L44 193V192L43 193ZM262 192L264 193V191H262ZM33 193H34V189H33ZM61 193H60V195H61ZM54 195H55V193H54ZM58 195H59V193H58ZM60 195H59V197H60ZM258 195H260V194H258ZM44 196H45V193H44ZM47 198L48 199L45 198L46 201L49 200V197L48 196H47ZM42 199H44V198H42ZM54 200H55V198H54ZM46 201H45V203H46ZM43 202H42V205H43ZM32 203L35 204V205L33 204L34 205L33 207H32ZM35 206H36V208H35ZM48 206H50V204ZM58 215L60 216V218L58 217L59 219L56 218ZM55 218L58 220V224H57L56 227H53L52 226V223L54 222L53 225L55 226V222H57V220L53 221V219H55ZM13 219H14V217H13ZM74 220H76V224L73 227ZM16 221H15V223H16ZM51 221H53V222H51ZM13 222H14V220H13ZM6 229L8 230V227H6ZM60 230L61 231L64 230L63 234L60 233L61 232ZM65 230L68 233L70 231H73L76 234V237L75 236H73L75 238L70 237L67 233H65ZM177 230H176L177 231L176 233L174 232L175 233V237H174L175 241L176 242L178 241V243L181 244V246H186V247L188 246V248H191L192 249L193 246H191V243L189 242V240H186V238H184L183 231L180 228L177 229ZM257 243L255 242V245L254 246H256V245L259 246V243L258 244ZM75 246H78V245H75ZM258 249H259V247H258ZM7 250H9V249H7ZM193 250H194V248H193ZM196 251H194L196 253L195 254L196 255V261H195V263L196 264H205L204 259H202L203 257L202 256L200 257V254L197 253ZM0 264H1V262H0Z\"/></svg>",
    "mask_w": 264,
    "mask_h": 264
}]
</instances>
